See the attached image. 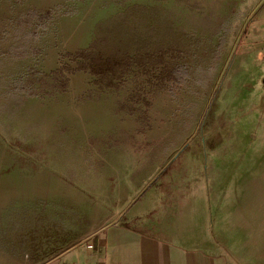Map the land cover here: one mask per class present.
I'll return each mask as SVG.
<instances>
[{"label": "rangeland", "instance_id": "rangeland-1", "mask_svg": "<svg viewBox=\"0 0 264 264\" xmlns=\"http://www.w3.org/2000/svg\"><path fill=\"white\" fill-rule=\"evenodd\" d=\"M191 2L217 6L216 12L234 2L236 15L219 36L215 20L192 23L180 1L168 3L171 16L156 15L146 1L0 0V264L48 261L70 247L58 243L54 227L72 219L76 228L75 207L71 214L39 204L52 202L59 180L91 186L108 149L133 153L150 178L166 168L168 189L186 182L198 189L203 177L213 204L225 197L220 208L228 234L238 225L230 200L250 191L264 195V0ZM83 49L133 58L150 52L163 63L133 64L116 87L98 83L88 70H65L66 90L35 85L27 93L42 74L51 85V71L76 68L67 54ZM182 63L190 72L183 82L160 81L163 67ZM90 102L124 113L138 126L139 140L126 129L91 133L93 119H80L88 115L79 111ZM206 196L202 191L187 202L189 238L202 237L216 220L217 209L202 207Z\"/></svg>", "mask_w": 264, "mask_h": 264}, {"label": "crops", "instance_id": "crops-1", "mask_svg": "<svg viewBox=\"0 0 264 264\" xmlns=\"http://www.w3.org/2000/svg\"><path fill=\"white\" fill-rule=\"evenodd\" d=\"M84 110L88 116L80 119H93L89 125L91 133L126 129L139 140L138 126L126 119L124 113L114 114L100 102H90L79 111ZM104 154L91 186L59 180V184H54L52 202L39 204L59 213L68 209L73 214L75 207L76 228H72V219L68 224L62 219V224L56 223L54 227V238L70 247L48 261L31 259L22 264H264V228L260 232L256 226L264 214V195L250 191L241 200H230L229 209L236 212L238 225H234V231L229 228L228 234L227 217L220 208L225 197L213 204L203 177L195 182L197 188L200 185L198 189L190 191L187 182L183 189L182 185L180 189H168L170 177L164 175L166 168H160L150 178L140 171L142 161L126 149L116 147ZM202 191L208 199L203 200L202 207L209 204L210 209L214 207L218 212L212 228L205 226L202 237L192 239L188 235L187 202L196 201ZM255 202L259 203L256 211ZM192 230L199 232L195 224ZM89 244L94 249H89Z\"/></svg>", "mask_w": 264, "mask_h": 264}, {"label": "trees", "instance_id": "trees-1", "mask_svg": "<svg viewBox=\"0 0 264 264\" xmlns=\"http://www.w3.org/2000/svg\"><path fill=\"white\" fill-rule=\"evenodd\" d=\"M70 59L77 61L76 68L71 67L69 64H65L64 68H58L51 71L53 83L50 85L46 78L48 75L42 74L37 80L30 81L27 88V93L33 95L34 86L39 85L41 89L48 90L51 86L58 87L60 91L66 90L68 87V77L64 73L65 70L68 72H74L75 69L88 70L90 73L97 76V82L104 84L107 87H116L115 80L120 79L122 74L129 70L133 64L146 65V69H153L156 63H163L162 58L154 56L150 52L139 53L136 57H117L115 55H103V54H93L89 50H78L75 53L67 54ZM188 67L185 63L178 64L172 68L163 67L162 72L158 76L160 81L163 82L164 79L168 78L174 80L177 83L184 81V78L190 74L188 72ZM39 72V71H31ZM31 75H34L31 74ZM35 81H38L36 83ZM22 88H24L22 86Z\"/></svg>", "mask_w": 264, "mask_h": 264}, {"label": "flooded vegetation", "instance_id": "flooded-vegetation-1", "mask_svg": "<svg viewBox=\"0 0 264 264\" xmlns=\"http://www.w3.org/2000/svg\"><path fill=\"white\" fill-rule=\"evenodd\" d=\"M130 1L148 2L149 4L148 8L150 9L151 12L155 13L156 15H158L159 12H163L164 14L166 13L171 14L167 12L169 9H166L168 3L180 1L183 4L184 10H186L187 12H189L190 15H192L191 17L192 23L195 24L197 20L204 17L210 18V21L215 20L216 21L215 28L218 35L225 30L223 29L224 24L228 23L236 15L234 2L222 6L224 8L222 10L217 9L216 12V9L213 8H216L217 6L212 5L210 8H207L199 2H191L196 0H130ZM162 4L164 5V9L158 10V6L159 5L161 6ZM173 14H171V16H173Z\"/></svg>", "mask_w": 264, "mask_h": 264}, {"label": "built area", "instance_id": "built-area-1", "mask_svg": "<svg viewBox=\"0 0 264 264\" xmlns=\"http://www.w3.org/2000/svg\"><path fill=\"white\" fill-rule=\"evenodd\" d=\"M88 248H89V249H93V245H92V244H89V245H88ZM75 264H81V263L77 262V263H75ZM91 264H93V263H91ZM95 264H98V263H95Z\"/></svg>", "mask_w": 264, "mask_h": 264}]
</instances>
